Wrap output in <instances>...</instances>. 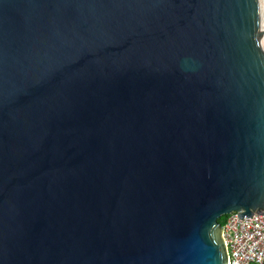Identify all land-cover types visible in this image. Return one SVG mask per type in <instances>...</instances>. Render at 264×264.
I'll list each match as a JSON object with an SVG mask.
<instances>
[{
	"label": "water",
	"instance_id": "95a60500",
	"mask_svg": "<svg viewBox=\"0 0 264 264\" xmlns=\"http://www.w3.org/2000/svg\"><path fill=\"white\" fill-rule=\"evenodd\" d=\"M264 214V0H0V264H227Z\"/></svg>",
	"mask_w": 264,
	"mask_h": 264
},
{
	"label": "built area",
	"instance_id": "2783aa9c",
	"mask_svg": "<svg viewBox=\"0 0 264 264\" xmlns=\"http://www.w3.org/2000/svg\"><path fill=\"white\" fill-rule=\"evenodd\" d=\"M222 227L227 264H264V214L243 220L233 214Z\"/></svg>",
	"mask_w": 264,
	"mask_h": 264
},
{
	"label": "trees",
	"instance_id": "16d2710c",
	"mask_svg": "<svg viewBox=\"0 0 264 264\" xmlns=\"http://www.w3.org/2000/svg\"><path fill=\"white\" fill-rule=\"evenodd\" d=\"M225 219H226V218H225ZM225 219H224L223 221H221V224H220L221 226L224 224V222H225Z\"/></svg>",
	"mask_w": 264,
	"mask_h": 264
}]
</instances>
